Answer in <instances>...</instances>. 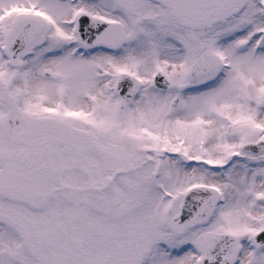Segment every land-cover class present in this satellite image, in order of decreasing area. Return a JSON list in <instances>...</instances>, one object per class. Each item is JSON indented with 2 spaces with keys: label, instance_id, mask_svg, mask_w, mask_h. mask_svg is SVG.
<instances>
[{
  "label": "snow or ice",
  "instance_id": "obj_1",
  "mask_svg": "<svg viewBox=\"0 0 264 264\" xmlns=\"http://www.w3.org/2000/svg\"><path fill=\"white\" fill-rule=\"evenodd\" d=\"M0 264H264V0H0Z\"/></svg>",
  "mask_w": 264,
  "mask_h": 264
}]
</instances>
